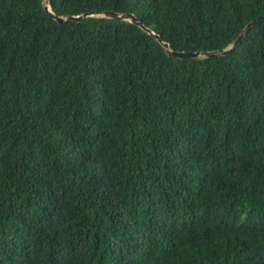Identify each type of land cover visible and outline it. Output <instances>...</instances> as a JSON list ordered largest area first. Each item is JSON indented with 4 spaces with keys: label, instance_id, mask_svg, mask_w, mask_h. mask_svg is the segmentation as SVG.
I'll list each match as a JSON object with an SVG mask.
<instances>
[{
    "label": "trees",
    "instance_id": "16d2710c",
    "mask_svg": "<svg viewBox=\"0 0 264 264\" xmlns=\"http://www.w3.org/2000/svg\"><path fill=\"white\" fill-rule=\"evenodd\" d=\"M0 0V264H264V19L171 57L128 20ZM224 49L264 0H47Z\"/></svg>",
    "mask_w": 264,
    "mask_h": 264
},
{
    "label": "water",
    "instance_id": "95a60500",
    "mask_svg": "<svg viewBox=\"0 0 264 264\" xmlns=\"http://www.w3.org/2000/svg\"><path fill=\"white\" fill-rule=\"evenodd\" d=\"M45 9L46 11L53 16L56 21L58 22H65L67 20H80L83 17L86 16H104V17H109V18H115V19H122V20H128L131 23L137 24L139 27L147 31L148 33L153 34L156 39L163 45L165 48L168 56L171 57H178V58H185V57H213V56H218V55H225L229 53L231 50H233L243 39V37L247 34L248 30L256 23L264 19V15L259 16L250 22H248L244 28L242 29L241 33L238 35V37L231 43L229 47H226L224 49H218V50H211V51H206L203 49H199L197 51H176L172 50L169 48V45L167 42H164L160 39V37L155 34L153 31H151L149 28L143 25L141 21H138L136 16L132 13H118L114 11H93V12H85L81 13L79 15H68V16H59V15H54L52 11L50 10V7L48 5V2L46 0L45 2Z\"/></svg>",
    "mask_w": 264,
    "mask_h": 264
}]
</instances>
